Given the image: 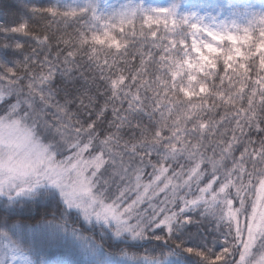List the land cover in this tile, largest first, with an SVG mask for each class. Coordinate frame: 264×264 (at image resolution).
Here are the masks:
<instances>
[{"label": "snow or ice", "instance_id": "snow-or-ice-1", "mask_svg": "<svg viewBox=\"0 0 264 264\" xmlns=\"http://www.w3.org/2000/svg\"><path fill=\"white\" fill-rule=\"evenodd\" d=\"M28 12L0 22V264H264V0Z\"/></svg>", "mask_w": 264, "mask_h": 264}, {"label": "trees", "instance_id": "trees-1", "mask_svg": "<svg viewBox=\"0 0 264 264\" xmlns=\"http://www.w3.org/2000/svg\"><path fill=\"white\" fill-rule=\"evenodd\" d=\"M4 8H0V22H3L4 24H13V23H19L21 20L29 18L30 14L28 12V6L29 5H35L37 7H47L50 5H53L55 3L58 2V0H21V4H20V10L17 12L16 10H8L7 6L9 4H15L16 0H2ZM60 3H72V2H82V0H59ZM102 2L107 5V6H119L122 3L127 2V0H102ZM146 3H152V4H166L168 2V0H145ZM187 3L191 4V3H259L260 0H186ZM49 21H44V22H40V21H33L30 19V25L33 29L34 32L40 31L41 28L43 27V25L45 23H48ZM83 23V21L81 22ZM169 26L171 27V24H169ZM129 26L126 24L125 28L127 29ZM139 27H140V22L136 21L134 22V30H136L137 32L139 31ZM155 27V25H154ZM162 29V25L160 26ZM145 30L147 31V28H145ZM74 31H75V26H69L67 28H65V26L63 24H59V26H57V24H52V27L50 29V33L49 35L53 36V47L55 48L57 45L55 44V38L63 36L65 39H68L70 36L74 35ZM117 36L120 35L119 32L116 33ZM0 39H2V37H0ZM16 40L23 42L25 44V47L28 48L29 45H35V41L31 40L30 37H25L23 35H16L15 37ZM190 43V40H189ZM60 47H63V45H60ZM114 51V50H113ZM133 63H138V60L133 61ZM245 91H247V89H245ZM255 136V134H253ZM239 154L237 153V156ZM107 167V165L105 166ZM103 171V169H102ZM150 171V169L148 170ZM117 183H120V181H116ZM110 191L115 192L116 189L115 187H113L112 189H110ZM193 192L196 191L195 187H193L192 189ZM164 194L162 193L161 196H156L153 197L152 200V205L153 207H160L162 206L160 204V201L163 200ZM140 207L142 208H148V204L147 202L145 204L140 205ZM151 210V209H148ZM194 217L199 218L198 217V213H193L192 214ZM74 219V217H73ZM23 222V221H22ZM29 223H35V221H30ZM72 223V221H70V224ZM72 226L75 227H82V225L80 224H73ZM212 224H210L207 220L200 224L199 226L196 224L190 225L189 226V231L193 232V233H197L199 232V235L202 236H207L209 241H211L212 237L214 235H216L215 233H213L211 231L212 228ZM91 233L84 231V235H90ZM190 260H195V257H189Z\"/></svg>", "mask_w": 264, "mask_h": 264}, {"label": "rangeland", "instance_id": "rangeland-1", "mask_svg": "<svg viewBox=\"0 0 264 264\" xmlns=\"http://www.w3.org/2000/svg\"><path fill=\"white\" fill-rule=\"evenodd\" d=\"M158 195H159V196H161V195H162V193H159ZM158 195H157V196H158Z\"/></svg>", "mask_w": 264, "mask_h": 264}]
</instances>
